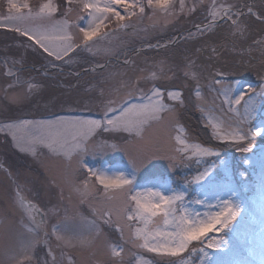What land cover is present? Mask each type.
Instances as JSON below:
<instances>
[{
  "label": "rangeland",
  "instance_id": "rangeland-1",
  "mask_svg": "<svg viewBox=\"0 0 264 264\" xmlns=\"http://www.w3.org/2000/svg\"><path fill=\"white\" fill-rule=\"evenodd\" d=\"M13 2L20 13H10L8 0H0V31L14 34L0 33V117H7L0 118V128L16 125L15 140L6 130L0 131V264H10L11 257L18 264H109L101 246L105 239L110 246H119V256L111 257L117 264H264V72L245 70L249 62L258 68L264 56L260 18L264 0H183V5L181 0H171L167 11L147 7V0H129L137 6L125 10L123 5H112L125 16L122 29L114 16L95 13L96 23H104L101 35L88 41L87 48L79 33L80 26L91 23L83 5L103 7L109 0H73L66 23L69 35L75 33L73 40L79 39L80 46L73 45L68 53L71 61L65 63L67 57L56 60L57 67L48 66L46 53L21 47L31 42L14 30L18 26L37 31L36 13L48 0ZM52 2L58 9L66 4V0ZM25 3L28 8L22 7ZM140 5L145 6L144 13ZM229 8L232 16L226 19ZM9 15L25 19L10 22L6 20ZM54 15L62 19L59 11ZM67 43L53 41L51 46L61 51ZM220 71L224 72L222 85H215V73ZM153 87L165 90L164 102L176 111L162 124L145 127L142 143L151 145L154 152L146 162L139 151L129 149L134 165L121 150L128 147L126 132L99 129L84 138L86 128H73L78 120L99 119L106 124V110L112 117V109L122 104L146 102L143 93ZM167 91L179 92L185 102L168 98ZM241 94V103L229 112L224 96L235 100ZM18 96L25 98L14 102ZM120 115L115 111V117ZM190 115L224 148L208 146L190 124ZM25 120L33 122V131L44 122L42 135L48 131V122L67 131L60 144L49 147L47 135L33 138L26 132L28 125L20 126ZM234 129L245 136L244 141L220 138ZM74 135L81 137L80 155L72 151ZM204 148L212 154L197 155ZM88 169L123 174L131 184L106 194ZM69 177L87 193L83 200L79 192L70 190ZM129 188L140 193L142 200L155 201L152 193L156 191L179 195L181 199L168 206L172 209L169 221H179L181 216L206 219L223 211L225 202L237 215L227 228L189 242L184 251L172 256L164 247L175 244L167 237L152 239L151 235L175 230L171 223L165 224L162 215L128 219L136 211ZM99 212L111 223H104ZM136 229L149 233V245L159 244L160 250L149 252L142 247L145 239L137 237ZM89 232L103 234L101 243L91 250L66 247L57 239ZM244 240L254 244L246 253L234 252V243ZM34 241L38 242L28 248ZM209 243L215 246L209 248Z\"/></svg>",
  "mask_w": 264,
  "mask_h": 264
},
{
  "label": "snow or ice",
  "instance_id": "snow-or-ice-1",
  "mask_svg": "<svg viewBox=\"0 0 264 264\" xmlns=\"http://www.w3.org/2000/svg\"><path fill=\"white\" fill-rule=\"evenodd\" d=\"M171 0H147V7L160 9L162 11H167V6L170 4ZM73 0H66V4L62 6V9H58L56 5L53 4L52 0H48L47 3L40 5L38 13L36 16L39 18L40 27L37 31L33 32L29 29H21L20 27H16L14 30L19 32L21 36L27 37V40L31 43L21 44L25 50L31 49L34 53H39L40 55L47 54L44 58L47 60L48 66L57 67L55 64L56 60H61L63 57H67L68 59L64 62L67 63L71 61L72 57L68 56V53L73 51V45L77 47L80 46L79 39L73 40V33L69 35L67 23L66 21L71 18L72 5ZM112 5H123L125 10L129 7L135 8L136 4H130L129 0H109V3H106L103 7H100L98 4H87L83 5V8L88 12V18L91 21L90 24L79 27V33L82 34L83 37V46L85 48L90 47L87 44L88 41H92L94 37H98L101 35V26L104 21L100 20L99 23L96 21L99 19L95 13L100 14H110L114 16L117 21L118 28H124L126 25L121 23L125 20V16L121 15L119 11ZM181 5H183V0H181ZM9 12L12 13L13 10L15 13H20L21 8L17 6L13 0H8ZM23 8H28V5L25 3ZM60 12L61 20H57L56 14ZM140 13H144L145 6H139ZM249 12L251 13V9L249 8ZM215 15V14H214ZM232 13L229 8L225 12V18L231 19ZM262 22H264V13L260 16ZM25 19L22 15H9L6 17V20L10 22H19ZM94 25V26H93ZM51 27V30H50ZM53 41L65 42L69 41L65 47L62 48L61 51H56L55 48L51 46ZM50 57H54V59H48ZM23 59V57H21ZM245 70H255L258 72H264V56L261 57L259 67L256 68L250 62L245 65ZM187 75V73H185ZM224 76V72L220 71L215 73L213 83L215 85H222L221 78ZM152 78H156V74H152ZM194 79H198L195 75H193ZM147 80V78H145ZM127 87L135 88L136 85H126ZM151 93V95H149ZM196 95L199 96L200 92L197 90ZM167 97L170 99H175L180 101V103H184L186 98H182L179 92L176 91H167ZM25 97L18 96L14 102H19L20 99ZM224 103L228 104V111L235 112V108L233 105H239L241 100L243 99V94L241 97L235 100H230L227 96H224ZM143 100L146 102L140 104H132L130 102L122 104L119 109H112V117H109L107 114V110L105 112V119L107 123L105 124L102 120L99 119H88L83 121H76L73 125V128L80 127L86 128L87 131L83 133V137L86 138L89 134L96 135V130L102 129L104 132H126L128 133V137H125V142L128 147L123 148L126 154L129 155L130 161L135 165L136 161L132 156V151L129 149H135L141 153L144 157L145 162L147 159L152 158L154 152L152 150L151 145H143V136L142 133L145 130V127L152 126L153 124H162L165 120V117L174 113L176 108L168 105L164 102L165 99V90L159 87H153L148 89L143 93ZM223 107V104L221 105ZM115 111L120 112L119 117H115ZM44 122H40L35 127V131H33L32 121H22L20 126L28 125L29 127L26 129V132L33 138L40 137L43 139V135H47L51 143L48 145L52 147L55 144H60V138L64 136V133L67 129H64L63 126H55L53 122H48V131L42 135ZM16 127L15 124H9L5 128H0V131H5L6 133H10L13 136V139H16L15 133L13 129ZM259 135V132L256 133ZM226 142L232 143H241L244 141L245 136L241 135L238 129H234L228 132L225 136L220 137ZM81 137L74 135V143L72 146V151L77 152V155L82 154V145L80 143ZM90 142V141H89ZM105 147H110L112 149H117L119 145L111 144L104 145ZM140 146V147H138ZM86 148V145L83 146ZM209 149H198L197 155L199 156H207L211 155ZM170 159L172 157H169ZM88 175L94 178L105 190L107 194L108 190H124L125 186H129L131 184V180L126 178L123 174L117 175H107L98 171H93L88 169ZM200 179V177H197ZM66 183L69 184L70 190L74 189L79 192L81 199L87 195L86 192L80 191L79 187L72 183L71 178L69 177L66 180ZM87 183V181H85ZM157 199L155 201L152 200H142L140 199V193L133 192L130 188L128 189V195L130 196V201L135 204V213L128 216L129 220L140 219L142 217H154L158 214L162 215L165 219V224L171 223L174 227V231L172 232H155L152 235V239L167 237L171 240L175 246L174 247H164V251L170 253L172 256H176L178 253L184 251L187 248L189 242L199 241L201 237L207 236V234L216 231L219 229H225L228 227L230 221H232L237 213L234 211L233 206L225 202V207L223 211L216 212L214 214H209L206 219H197L193 220L188 216H181L179 221L175 218L169 221L167 217L169 216L172 209L169 208L173 201L180 200L181 197L179 195L174 196H164L160 192L156 191L152 193ZM105 199H107V195H105ZM127 199V197H126ZM101 218L104 219V223L110 224V219L104 216V212H99ZM83 220V217H81ZM85 223H89L88 221H84ZM93 227L95 226V220L90 222ZM123 231V229H120ZM102 233H93L89 232L87 236L84 235H72V236H57L58 240H61L64 246L66 247H79V248H87L89 250L96 248L98 243H101ZM137 237H143L145 239V243L142 247L146 248L149 252H158L161 248L159 244L149 245L148 236L149 233L145 232L143 229H136ZM38 241H34L27 245L28 248L34 247V244ZM102 248L107 252L109 256V264H117V261L112 260L111 257L113 255L119 256L118 245L115 247L110 246L105 239L102 244ZM215 245L213 243H209L208 247L212 248ZM26 259H31L30 256H26ZM10 264H18L16 257L10 258ZM44 264H48L47 261ZM55 264V261H53Z\"/></svg>",
  "mask_w": 264,
  "mask_h": 264
},
{
  "label": "trees",
  "instance_id": "trees-1",
  "mask_svg": "<svg viewBox=\"0 0 264 264\" xmlns=\"http://www.w3.org/2000/svg\"><path fill=\"white\" fill-rule=\"evenodd\" d=\"M34 3H37V2L34 1ZM245 16H247V15H245ZM245 16H243V17H245ZM249 16H250V18H253L251 15H249ZM242 18H240V19H242ZM0 33H4V34H8V35H14L10 31L8 32L7 30L6 31H0ZM35 64H37V63H35ZM1 115H2V113H1ZM190 117H191L190 124L193 126V128H195L198 131V133L200 134V136L202 137V139L204 140V142L208 146L216 148V149H223L224 148L223 144L214 141L212 139V137L209 134H207L208 133L207 128L205 126H203V124L200 123L194 115L193 116L190 115ZM0 118H2L1 120L7 119V117H0Z\"/></svg>",
  "mask_w": 264,
  "mask_h": 264
},
{
  "label": "bare ground",
  "instance_id": "bare-ground-1",
  "mask_svg": "<svg viewBox=\"0 0 264 264\" xmlns=\"http://www.w3.org/2000/svg\"><path fill=\"white\" fill-rule=\"evenodd\" d=\"M263 177H264V168H263ZM227 198V197H226ZM254 244V242H249V241H239V242H235L234 243V252H242V253H246V248H248L250 245ZM246 256H249L248 254H245ZM250 257V256H249Z\"/></svg>",
  "mask_w": 264,
  "mask_h": 264
}]
</instances>
